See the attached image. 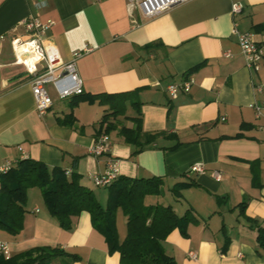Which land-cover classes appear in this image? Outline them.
I'll return each mask as SVG.
<instances>
[{
  "label": "crops",
  "instance_id": "1",
  "mask_svg": "<svg viewBox=\"0 0 264 264\" xmlns=\"http://www.w3.org/2000/svg\"><path fill=\"white\" fill-rule=\"evenodd\" d=\"M0 0V166L21 158L45 163L49 168L70 169L105 205L107 187H96L89 175L103 173L107 162H117L118 176L162 178V192L146 204L170 205L194 218L187 235L173 229L165 238V251L177 264H264V248L256 243V229L244 216L264 227V0H187L151 18L131 16L126 0ZM233 3L241 11L233 14ZM30 16L50 21L43 37L67 61L74 50H92L76 61L82 96L137 89L141 128L164 131L151 146L132 155V146L118 133L132 127L136 115L126 102L124 115L109 117L108 150L93 156L89 149L103 132L100 120L108 105L60 98L48 84L52 105L38 114L30 75L13 64L10 40L28 34L22 21ZM135 20L137 23H134ZM249 31L263 49L257 70L248 68L232 27ZM148 45V46H147ZM228 52L229 55H225ZM191 76L190 90L175 98L167 84ZM52 92V93H51ZM261 107L255 115L254 105ZM72 113L74 121L62 125L57 118ZM239 133V136H235ZM200 162L205 172L190 171ZM219 172V178L212 171ZM253 174L257 183L253 184ZM176 183H191L176 197ZM246 201L244 216L237 204ZM21 230L0 231L11 254L34 246L58 247L68 255L50 264H119V253L109 252L103 235L82 211L70 230L49 215L40 190H27ZM118 240L126 234V216L116 211ZM223 249V250H222ZM190 252L195 254L190 256Z\"/></svg>",
  "mask_w": 264,
  "mask_h": 264
},
{
  "label": "trees",
  "instance_id": "2",
  "mask_svg": "<svg viewBox=\"0 0 264 264\" xmlns=\"http://www.w3.org/2000/svg\"><path fill=\"white\" fill-rule=\"evenodd\" d=\"M252 29L254 32L264 31V23L253 25ZM138 90L139 88L82 97V93L72 95H77L80 100L108 105L110 112L104 113L100 120L104 133L114 128L109 122V117L124 115L126 102H130L136 112V115L129 117L133 125L119 127L118 133L132 146L131 154L134 155L151 146L158 138L167 136L164 131L142 130L140 102L135 99ZM57 121L62 125H70L74 117L72 113H68L62 118H57ZM235 136H239V133ZM257 179V175L253 174V184L257 183ZM162 183L163 180L159 176H117L107 186V200L105 205H102L94 192L81 184L80 175L76 172L66 176L64 169L49 168L39 160L21 158L9 170L0 173V231L15 235L21 230L26 211L27 190L37 187L49 215L64 230L72 229L73 218L80 212H88L92 226L103 235L108 251L119 253V264H177L165 251L163 242L173 229H178L183 236L187 235L188 224L196 219L189 209L179 216L170 205L145 203L146 196L161 194ZM189 185L191 183H176L171 191L179 197L180 190ZM245 205V200L237 204L243 216ZM118 209L126 216V234L122 241L118 240L115 224ZM244 218L256 229L257 246L264 248V227L258 225L256 219L247 216ZM59 255H68L71 260L78 259L76 255L68 254L58 247L43 245L24 249L11 254L9 258L0 256V264H50L51 260Z\"/></svg>",
  "mask_w": 264,
  "mask_h": 264
},
{
  "label": "built area",
  "instance_id": "3",
  "mask_svg": "<svg viewBox=\"0 0 264 264\" xmlns=\"http://www.w3.org/2000/svg\"><path fill=\"white\" fill-rule=\"evenodd\" d=\"M185 1L187 0H126V6L131 16L137 10L142 19H148ZM35 5L40 6L41 3L36 0ZM231 11L233 14L239 13L241 5L233 3ZM133 21L137 23L135 20ZM22 24L27 29L28 34L25 38L18 36L10 40L13 51L12 63L23 66L25 72L31 76L29 83L35 101V109L38 114H43L52 105L48 84L53 86L60 98L83 92V84L77 71L76 61L83 54L90 52L92 47L86 46L82 50H74L71 57L64 61L55 46L43 37L45 30L51 24L50 21L42 22L38 17L30 16L22 21ZM231 33L236 37L245 65L250 69L257 70L263 56V49L260 44L253 38L251 32L240 31L235 25L232 27ZM225 55H229V53L225 52ZM193 83L194 79L188 76L180 81L167 84L166 92L171 98H175L180 91H189ZM262 85H264V81L257 86L259 91ZM254 109L255 115L258 117L261 113V107L255 104ZM108 144V134L101 132L95 137L89 151L93 156H99L108 150ZM12 166L11 162H5L4 165L0 166V173L6 172ZM189 170L203 173L205 167L202 163L197 162L192 164ZM70 173V169L64 170L66 176H69ZM212 175L216 179L219 178L217 170L212 171ZM117 176V162L112 159L107 162V167L103 173H92L89 178L94 186L107 187ZM189 254L191 257L195 256L193 252ZM0 256L4 258L11 256V251L3 240H0Z\"/></svg>",
  "mask_w": 264,
  "mask_h": 264
},
{
  "label": "rangeland",
  "instance_id": "4",
  "mask_svg": "<svg viewBox=\"0 0 264 264\" xmlns=\"http://www.w3.org/2000/svg\"><path fill=\"white\" fill-rule=\"evenodd\" d=\"M52 93V92H51ZM154 196L152 195V196H150L149 198L150 199H147V201L146 202H149V200H151L152 198H153ZM43 198V197H42ZM43 203H44V200H43ZM44 205H45V203H44Z\"/></svg>",
  "mask_w": 264,
  "mask_h": 264
}]
</instances>
